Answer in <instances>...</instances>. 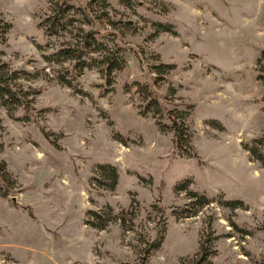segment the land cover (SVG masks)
<instances>
[{
	"label": "rangeland",
	"instance_id": "rangeland-1",
	"mask_svg": "<svg viewBox=\"0 0 264 264\" xmlns=\"http://www.w3.org/2000/svg\"><path fill=\"white\" fill-rule=\"evenodd\" d=\"M109 1L107 15L94 3L100 20L109 29L117 21L144 63L129 49L111 84L96 68L70 87L62 76L71 63L43 56L74 41L40 26L54 2L0 0L2 18L13 25L0 45L4 59L31 72L25 84L40 90L29 121L24 109L11 115L0 103V159L9 171L0 190L7 193L0 196V264L136 263L163 228L150 264H182L205 238L215 264H264V160L253 152L264 136V0H141L136 9ZM159 61L174 66L157 82L166 106L193 105L187 123L197 157L179 153L174 132L138 111L135 83L155 80ZM100 164L117 168L114 190L99 185ZM184 182L188 189L177 190ZM189 191L212 201L198 215L180 216L197 207ZM221 199L243 204L231 208ZM107 206L121 220L91 224L103 222L90 211L112 219Z\"/></svg>",
	"mask_w": 264,
	"mask_h": 264
},
{
	"label": "trees",
	"instance_id": "trees-1",
	"mask_svg": "<svg viewBox=\"0 0 264 264\" xmlns=\"http://www.w3.org/2000/svg\"><path fill=\"white\" fill-rule=\"evenodd\" d=\"M54 2L52 13L49 14L40 26L43 27L44 33L47 36H60L62 33H70L74 37V41L62 45L57 50L51 53H43V56L47 62L50 63H63L70 62L67 75L62 76L63 82L70 87L74 86V80L80 78L81 73L86 69H100L102 76L106 81V85L113 82V74L117 71L123 70L128 64V50L133 49L136 54L141 58L144 63V51H138L131 45L124 42L125 33L121 27H118L117 21L109 20V25L112 29L105 27L100 18L101 15L95 11L96 6L98 10L103 11L107 15L108 10L111 8L109 0H89L82 1L77 0V4L74 0H52ZM95 1H99L97 5H94ZM121 2L132 9H136L137 4H141V0H121ZM103 15V14H102ZM169 30L168 25L158 24ZM104 26V28H103ZM13 25L11 22L6 21L0 14V45L6 44L8 34L11 31ZM130 46V47H129ZM141 52V53H140ZM5 51L0 48V103L7 108L11 115H14L19 109L26 111V116L22 120L29 121L30 116L35 109L34 103L36 96L40 93L39 89L26 85L25 81H28L33 77L32 73L24 70L17 69L10 65V63L4 59ZM260 61H264V50ZM174 68L173 65L159 61L153 65V72L156 74V79L153 81L136 82L137 92L140 94L141 103L138 106V111L141 115H153L156 120V124L161 127V130L174 132V146L180 153L187 154L191 157H197L191 146L193 132L187 119L191 115L193 105H186L185 108L169 109L166 106L168 98L165 99L157 92V82L165 81V75L170 73ZM68 76V77H67ZM258 79L264 84V66H261ZM129 85L126 86L128 89ZM166 117L170 123L162 122V118ZM42 131L48 139L55 142L52 136L47 132L44 126L41 127ZM120 140L124 142V139ZM256 148L253 152L261 160H264V136L260 139L254 140ZM3 141L0 136V151L3 149ZM257 146L260 147L258 150ZM99 177L98 183L100 186L109 190H114L119 181V173L117 168L112 164H100L98 166ZM9 178V171L7 164L3 159H0V190L6 186ZM109 180V181H107ZM187 190V182L178 186L177 190ZM9 190V189H8ZM191 198L196 200L194 205L196 209L193 213H181L180 216L189 217L198 215L205 205L211 203V199L205 195L196 191H189ZM7 195L6 192L0 193V196ZM223 205L238 208L243 204L240 200L221 199ZM109 215L112 217L110 220H106L101 211H90L94 216V220H100L103 223L94 224L99 228H106L108 222H112L116 219L121 220L118 216H113V209L107 206ZM190 210V209H189ZM106 220V221H105ZM123 229H125V222H122ZM165 231L163 228L159 231L155 240L147 245L141 254V257L136 263L123 262L122 264H150L149 257L152 252L159 250L165 240ZM213 243L209 241V238H205V241L201 243V246L197 253L191 257L183 258L182 264H215L211 258L215 254L212 249Z\"/></svg>",
	"mask_w": 264,
	"mask_h": 264
}]
</instances>
